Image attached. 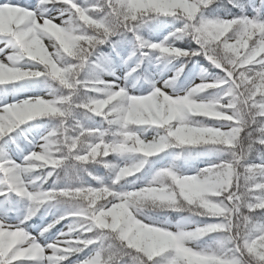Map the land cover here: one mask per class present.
Returning a JSON list of instances; mask_svg holds the SVG:
<instances>
[{"label":"snow or ice","instance_id":"obj_1","mask_svg":"<svg viewBox=\"0 0 264 264\" xmlns=\"http://www.w3.org/2000/svg\"><path fill=\"white\" fill-rule=\"evenodd\" d=\"M0 264H264V0H0Z\"/></svg>","mask_w":264,"mask_h":264}]
</instances>
